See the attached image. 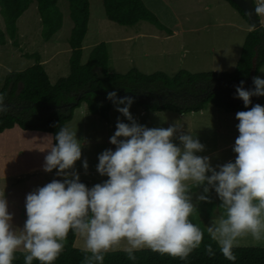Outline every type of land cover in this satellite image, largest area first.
Returning <instances> with one entry per match:
<instances>
[{"label":"clouds","instance_id":"9594fccd","mask_svg":"<svg viewBox=\"0 0 264 264\" xmlns=\"http://www.w3.org/2000/svg\"><path fill=\"white\" fill-rule=\"evenodd\" d=\"M253 10L264 15V0ZM253 85L245 89L241 81L236 88V98L249 110L236 113L235 160L215 167L210 157L199 155L205 146L196 135L184 132L176 122L168 127L141 125L130 113L134 99L109 92L107 99L129 123L118 119L109 141L115 151L107 149L98 156L96 171L108 179L91 188L80 181L74 167L82 157V142L77 130L61 126L50 137L55 142L43 170L56 169L64 179L27 194L22 229L14 227L5 191H0V264H13L18 251L25 253L24 264L34 260L54 264L70 231L84 240V250L91 253L85 264H103L105 254L122 243L131 261L143 249L187 260L204 239V231L190 219L196 211L193 186L201 190L195 195L197 201L211 203L212 192L220 201L224 212L206 231L235 264L233 249L240 238L264 242V106L249 108L252 97H264V79L253 77ZM7 111L0 93V115ZM83 168L87 171V160ZM205 250L209 257L215 256L211 244Z\"/></svg>","mask_w":264,"mask_h":264},{"label":"rangeland","instance_id":"374dc122","mask_svg":"<svg viewBox=\"0 0 264 264\" xmlns=\"http://www.w3.org/2000/svg\"><path fill=\"white\" fill-rule=\"evenodd\" d=\"M164 26V30L143 21L134 27L116 24L107 18L104 0H90L91 18L89 31L83 44L82 63L87 64L94 49L107 44L110 56L109 71L126 75L136 69L145 75L163 72L176 76L181 71L191 74L233 73L249 34L250 24L226 0H142ZM260 0H255L256 6ZM64 17L63 28L49 41L42 35V22L37 2L18 21V37L7 38L0 44V91L7 76L21 72L37 64L39 58L49 75L52 85L71 74L72 50L70 40L74 29L68 0H58ZM177 14H176V13ZM264 21V15H259ZM0 29L6 31V23L0 12ZM37 57V58H36ZM259 76L264 79V68ZM203 111L180 115L171 111L154 112L140 105H132L130 113L141 125L168 127L173 122L181 125L184 132L196 135L205 146L199 155L211 159L212 165H222L235 160L233 146L239 133L236 114H228L209 104ZM118 119L129 123L115 106L106 118L93 115L84 103L75 112L68 125L77 130L82 142V157L74 171L80 180L90 182V188L103 183L96 171L98 156L107 149L115 151L110 137L116 131ZM51 134L24 131L14 128L0 134V191H5L9 211L13 214L15 228H23L26 220L25 200L27 194L43 187L52 180L63 181L54 169L43 170L45 156L54 143ZM178 143V141H176ZM87 160V171L83 161ZM72 171V170H70ZM193 203L196 205L195 195ZM213 218L206 222V226ZM76 248L84 250V240L77 236ZM238 247H263L250 236L239 239ZM122 243L115 251H124Z\"/></svg>","mask_w":264,"mask_h":264},{"label":"trees","instance_id":"16d2710c","mask_svg":"<svg viewBox=\"0 0 264 264\" xmlns=\"http://www.w3.org/2000/svg\"><path fill=\"white\" fill-rule=\"evenodd\" d=\"M68 1L74 22L70 40V76L52 85L44 65L37 57L34 66L10 73L0 91L8 107V111L0 115V134L19 127L24 131L48 133L54 137L61 126H68L74 120L76 110L84 103L91 114L106 118L114 106L107 99V94L112 91L117 92L118 98L131 96L134 105L154 112L171 111L186 115L200 112L209 104L228 114L249 110L242 100L236 98V88L241 81L245 89L254 88L252 71L256 57L254 77L259 76L264 68L263 26L249 32L233 73L191 74L181 71L172 77L163 72L145 75L134 69L126 75L113 74L109 71L110 56L105 43L94 49L87 64L82 63L83 44L91 18L90 0ZM226 1L248 22V17L233 1ZM33 2L38 4L45 40H51L63 28L64 17L58 0H0V12L6 23V31L0 29L1 45L7 44V38L16 40L18 21ZM104 6L107 18L116 24L134 27L146 21L164 30L162 23L142 0H104ZM251 101L249 108L256 104L264 106V97L254 96ZM80 181L90 188V182ZM199 191L191 187V194ZM210 195L211 203L196 200V211L190 219L204 231V239L200 248L194 250L187 260L143 249L134 253L135 261L129 260L125 251L107 252L103 264H232L206 231V222L220 218L224 212L216 194L212 192ZM76 239L77 236L70 231L66 246L54 264H85V257L91 253L76 248ZM208 244L212 245L214 257L206 253L205 246ZM233 251L237 257L235 264H264L263 247H235ZM24 256L25 253L18 251L13 264H24ZM33 264L39 262L34 260Z\"/></svg>","mask_w":264,"mask_h":264},{"label":"water","instance_id":"95a60500","mask_svg":"<svg viewBox=\"0 0 264 264\" xmlns=\"http://www.w3.org/2000/svg\"><path fill=\"white\" fill-rule=\"evenodd\" d=\"M233 1L248 17V22L254 29H259L262 26L259 15L254 13L256 7L254 0H231ZM257 65V57L254 59V68L252 71V77L255 76Z\"/></svg>","mask_w":264,"mask_h":264},{"label":"crops","instance_id":"0c3cea01","mask_svg":"<svg viewBox=\"0 0 264 264\" xmlns=\"http://www.w3.org/2000/svg\"><path fill=\"white\" fill-rule=\"evenodd\" d=\"M176 13V12H175ZM177 14V13H176ZM262 21V25H264V21L263 20H261ZM252 30V28L250 27L249 29H247L246 31L247 32H250ZM203 111H206V110H203ZM193 114V113H192ZM17 128H19V127H17ZM10 131V130H9ZM7 132V131H6ZM4 134V133H3ZM210 155H212L211 153L210 154H207L206 156H210Z\"/></svg>","mask_w":264,"mask_h":264}]
</instances>
